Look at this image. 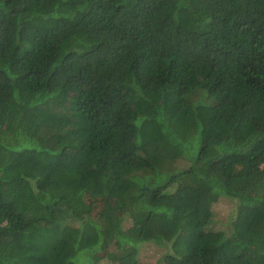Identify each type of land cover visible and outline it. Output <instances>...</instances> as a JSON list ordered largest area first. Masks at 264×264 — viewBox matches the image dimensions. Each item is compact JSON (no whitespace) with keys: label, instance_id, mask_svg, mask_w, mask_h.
Listing matches in <instances>:
<instances>
[{"label":"trees","instance_id":"trees-1","mask_svg":"<svg viewBox=\"0 0 264 264\" xmlns=\"http://www.w3.org/2000/svg\"><path fill=\"white\" fill-rule=\"evenodd\" d=\"M144 243L264 264V0H0V264Z\"/></svg>","mask_w":264,"mask_h":264},{"label":"rangeland","instance_id":"rangeland-1","mask_svg":"<svg viewBox=\"0 0 264 264\" xmlns=\"http://www.w3.org/2000/svg\"><path fill=\"white\" fill-rule=\"evenodd\" d=\"M213 224L215 229L230 228V218L234 213V204L228 198H220L213 207ZM164 248L158 247L153 243H144L140 247L139 251V264H164L163 252ZM99 264H109L107 260H102Z\"/></svg>","mask_w":264,"mask_h":264}]
</instances>
